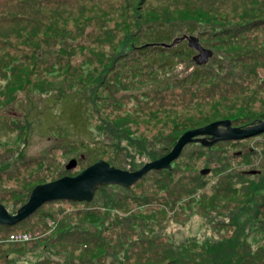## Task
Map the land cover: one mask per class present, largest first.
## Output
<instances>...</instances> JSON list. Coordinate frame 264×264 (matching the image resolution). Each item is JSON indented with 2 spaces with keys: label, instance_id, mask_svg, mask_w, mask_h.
<instances>
[{
  "label": "rangeland",
  "instance_id": "374dc122",
  "mask_svg": "<svg viewBox=\"0 0 264 264\" xmlns=\"http://www.w3.org/2000/svg\"><path fill=\"white\" fill-rule=\"evenodd\" d=\"M78 2L84 10L77 11L75 4L67 2L62 6L63 17H58V13L54 15V12L53 16L50 11L44 10L43 15L49 17L39 20V17L31 18L33 12L27 11L32 9L31 6H40L39 0H20L19 3L17 0H0V16L7 17L20 11L22 15L20 20L15 18L11 26L0 23V55L21 58L26 54L16 67L0 68V71H6L0 73V202L9 212L17 210L26 201L27 194L36 184L62 175H74L86 167L91 162L88 159L90 155H93V160L102 159L105 162L118 158L119 168L128 170L131 167L127 164L133 163L136 169L168 152L173 136L177 137L187 129L219 119H229L232 126L238 127L264 119V0ZM162 21L176 23L175 29L171 30L172 38L156 42L158 40L150 38L156 32L150 37L143 34L145 23ZM254 21L256 26L253 24L246 28L248 23ZM189 22L195 23L192 32L184 28ZM5 28L12 32L3 35ZM16 31L20 34H16ZM23 32L33 36H22ZM126 33L129 44L150 47L149 50L135 53L137 58L133 54L126 58L121 52V42ZM188 33H192L201 46L209 48L211 55L205 61L196 62L191 58L196 54L194 51L186 57L187 61L192 59L194 62L187 65L182 61L177 62V69L173 73L177 72V76L188 73L187 78L190 79L193 76L192 68L198 66L199 76L207 74L204 85L199 86L196 82L188 88L186 79L183 85L174 83L171 78L164 79V84H150L155 78L149 80V76L158 69L159 59L170 52L166 45L162 50L153 48L154 45L166 44L171 40H175L174 44L183 43L184 39L179 38ZM151 41L154 43L151 44ZM178 49V53L171 54L172 60L182 57L185 46L180 45ZM38 50L56 55L58 59H52L54 61L48 66L50 59L40 61L36 55ZM219 62L231 65L224 71L213 66ZM112 63L115 69L119 67L121 74H117V71L112 73ZM105 70L108 71L107 78H112L115 84L111 88L108 85L105 87L103 83L96 88L95 82ZM117 76L122 79L116 80ZM99 89L103 90L99 92ZM75 94L80 95L82 101ZM55 98L61 102L54 103ZM42 113L43 121L40 119ZM83 116L86 121L84 127L81 121ZM100 141L104 142L102 149L98 143ZM249 147L257 152L240 157L239 154ZM97 150H100L99 155L95 152ZM258 150H264L263 132L241 139L216 140L208 146L187 142L169 162L170 168L158 170L156 177L147 171L129 187L101 185L102 191L93 202L96 210L99 206L95 223L103 220L108 223L104 216L108 217L109 224L118 235L113 237L110 234L111 242L107 247L105 244L88 246L94 251L86 255L95 252L93 263L76 253L75 264L167 263V257L156 256L159 251H163L162 245L159 248L157 244L147 245L152 237L144 234L143 229L146 227L142 223L151 214L143 210L145 205L138 206L139 198L149 190L154 193L156 188L163 187L162 190L169 192V198L166 192L162 193L164 198L167 197L168 204L171 203L169 200L175 201L177 208L173 215L166 221L154 223L155 233H164V236L172 234L173 239L198 235L199 229L202 230L201 234H206L210 220L207 218L206 225L204 216H212L216 212L225 215L229 207L235 206V200L244 198L245 192H231L232 187L225 185L224 180L220 182L223 189L211 197V183L223 179L217 177L221 170L215 167V161L225 164L224 169L227 171L242 169L246 174H242L243 178L253 179L258 184H253L256 187L259 186L260 178L256 176L254 179L252 175L255 174L250 173V170L255 169L253 165L256 166L264 154ZM71 159L73 163L68 169L65 168ZM201 178L203 181L209 178L211 183L203 187L201 183L202 188L199 189L197 182ZM195 179L199 180L195 182ZM260 184H264V181H260ZM189 188L194 190L191 195ZM200 191L202 196L196 197ZM263 194L264 186L255 197ZM159 200L153 197V201ZM93 203L53 200L42 204L20 226L12 229L19 235L30 233L26 240L22 236H2L1 255L6 249L17 254L11 248L14 247L11 242L23 240L22 246L16 248L27 249L28 252L40 249L41 253L30 258L31 254L26 252L24 259L16 264H30L40 258L45 259L44 264H71L57 263L60 260L57 254L75 249L72 241L76 239L61 238L55 241L56 238L51 240L50 237L58 231H71L78 224H88L85 212L89 213V210L85 206L93 208ZM221 205L225 208L220 210ZM238 205L242 207V204ZM253 207L250 204L240 214L246 218L244 232L248 239L257 242L259 234L264 235V228L263 222L256 223L258 217H254V221L247 220ZM156 216L161 218L159 214ZM37 226L43 230L40 233L43 236L31 241L40 235ZM218 229L216 233H222L223 229ZM225 229L230 228L225 226ZM223 232L225 236L226 232ZM212 233L215 232L209 230L208 234ZM147 237L149 241H146ZM103 240L105 242L106 237ZM51 241H55V245L49 247L55 252H49L42 246ZM149 246L154 249L152 255L144 253ZM103 247L111 255L107 257V263H102L103 258L99 253ZM112 254H116L121 261L111 263ZM26 257L29 258L28 263H25ZM0 264L10 263L1 261Z\"/></svg>",
  "mask_w": 264,
  "mask_h": 264
},
{
  "label": "trees",
  "instance_id": "16d2710c",
  "mask_svg": "<svg viewBox=\"0 0 264 264\" xmlns=\"http://www.w3.org/2000/svg\"><path fill=\"white\" fill-rule=\"evenodd\" d=\"M39 1H40V6L34 5V6H31L32 9L30 8L27 10V11L33 12V16H31V18H38L39 17L40 18L39 20H42L43 18L49 17L47 14L43 15L42 11L45 12L44 10H46V12L50 11L52 13V15H53V12H54V15H55V13H58V17H63L62 6L64 4H66L67 2H72L73 4H75L77 11L84 10L83 6L78 2V0H39ZM17 2L19 3L20 0H17ZM20 6L22 7V4ZM20 12H17L15 15L7 16V17L4 15H1L0 16V23L5 24L7 26H11V23L13 21H16L15 18H17L19 20H20V18H22V15ZM262 20H264V19H262ZM256 22H258V20ZM35 24H37V22H35ZM253 24H254V26L257 25V24H255V21H254L253 23H248L246 25V28L253 26ZM175 27H176V23H174V21L145 23L144 27H143L145 29L143 31V34L148 35L150 37L154 32H156V35L154 37H150L151 40H154V41L158 40L156 42H160V41L164 42L165 40H167L168 38L171 37V35H172L171 30L175 29ZM184 28L187 32H192L195 28V23L189 22L188 24H186L184 26ZM237 29H242V28L237 27ZM10 32H12L11 29L5 28V32L3 35H8ZM17 33L18 32L16 31V34ZM18 34H20V33H18ZM143 34H141V35H143ZM187 35H192V33H188ZM22 36L32 37L33 35L29 32H23ZM123 38L124 39L121 42L123 49L121 48V52H123L124 56L126 55V58L132 54L137 58L135 53H139L141 51L147 52L150 48V47L143 48V47H139L137 45L129 44L128 38H127V33L124 35ZM152 38H154V39H152ZM153 43L154 42H152L151 44H153ZM180 45L185 46V50H184V52H182L183 53L182 57H180V59L175 58L174 60H172L171 54L172 53L173 54L178 53L180 51L178 49L180 47ZM151 47H153V46H151ZM164 47L165 46L154 45L153 48L162 50ZM166 47H167V50L170 52L167 53L166 55H163L159 59L161 62L158 61L159 65H157V67H158V69H160V71L157 68H156V70L158 71V73H156V70L152 71V76H149V80L150 79L152 80V78H155V80L153 82H150V84H155L157 82L164 84V83H166V80H164V79L171 78L174 81V83L180 82L183 85L185 82L184 79H186L185 85L188 86V88H190V84L196 83V82L198 83L199 86L200 85L203 86L204 85L203 80L207 79V74H203V75L199 76L198 75L199 74V72H198L199 67L198 66H195L194 68H192L193 76L190 79L187 78L188 73H186V75H184V76H177L178 75L177 72L173 73L177 69V65H178L177 62L182 61L186 65L190 62L191 63L194 62L191 59V58L194 59V56H192L190 58L191 60H188V61L186 60V57H188V56H190V54L194 53V49H192L191 47H189L186 44V40L184 39L183 43H180V44L176 43V44L172 45L170 48H169V46H166ZM260 53L262 54V52H260ZM3 55L4 54L0 55V68L3 66L4 69L7 68V66H10L11 68L16 67V64L18 63V61H21L20 59H22L23 57L26 56V54H25V55H22L21 58H14V56L11 57L9 55V56L3 57ZM36 55L39 58V60L42 62H45L46 60L50 59L48 66H50L52 61H54L52 59H58L56 57V55H52V54L48 55L44 52H40L39 50L37 51ZM122 59H125V58L122 57ZM185 60H186V62H185ZM151 61L152 60H149V62H151ZM9 63H11V64H9ZM229 65H231V64H229ZM229 65H226L224 62H219L217 65L213 64L214 67L216 66L218 68L224 69V71L227 69V67ZM10 67H8V68L10 69ZM110 69H112V70L114 69V71L112 73H115V71H117V74L118 73L121 74V70L119 71V67L117 69L114 68V63H112V67H110ZM125 71H126V69H125ZM136 71H138V68H136ZM1 72L5 73L6 71L1 69L0 73ZM107 72L108 71L105 70L104 73L102 72V74H100L98 80L95 82V85H94L96 88H97V86H99L103 83H104L103 85L105 87H107V85L111 88L114 86V84H115L114 80L112 78H109V79L107 78V76H106ZM120 79H122V77H118V76L116 77V80H120ZM198 79H199V81H198ZM143 85H145V83ZM210 88H211V85H210ZM102 90L99 89V92H101ZM63 94L64 93H62L60 95L62 96ZM73 94L74 93H72V95ZM75 96H78L82 101V98L80 95L75 94ZM57 101H58V99L55 98L54 103H57ZM59 101L61 102V100H59ZM59 101H58V103H59ZM111 101H112V99H111ZM81 103H82V105H84L83 102H81ZM140 104L143 106L142 103H140ZM81 107H83V106H81ZM40 119L42 121L44 120V114L43 113H42V118H40ZM81 121H82V127H84L86 125V121L84 120V116H83V119L81 118ZM77 133H80V132H77ZM263 133H264V131H263ZM177 137L173 136V138L171 140L172 145L176 141ZM98 143H100V149H102L104 142L100 141ZM194 143H197V142H194ZM199 145H201V144H199ZM201 146H205V145H201ZM95 152L96 153L98 152V155L100 154V150H97ZM253 152H257V151L255 149H252V147H249L246 150H244V153H240L239 155L241 157L242 155L243 156L249 155V154H252ZM259 152L264 153V150H260ZM88 159L91 161L90 163H92L96 160V159L93 160V155H90L88 157ZM117 159L118 158L113 159V160H111V162H107V163L109 165L118 167L120 162L117 161ZM263 159H264V154H263V156H261L258 159L256 166L253 165V167H255V169L250 170V173L255 174V175H252L254 179H256V176L260 178L259 186H256V187L253 186V184L254 185H258V184H256V182L254 183L253 179L243 178L242 174H244L245 172H243L242 169L234 167L235 168L234 171H232V170L227 171L226 169H224L226 166L225 164L217 162L215 160H213L216 162L215 167H217L218 169L220 168V170H221V171H219L220 173L217 175V177L223 178L222 180H220L218 183H215L216 180L211 183L209 178H207V179L205 178L204 181L202 178H201L202 180L201 179L200 180L195 179V182H197L199 180L197 182L199 184V186H198L199 189L201 187V183H202V187L205 184L211 183V187L209 190V193L211 192L213 194L211 197H214L216 194L219 193V191H221L223 189L220 185V182L221 181L223 182L224 180H225V182H224L225 185L232 187V189L230 190L231 192L232 191L233 192L240 191V190L245 191L243 194L244 198L235 200L234 201L235 206L229 207V209L226 210L225 215L222 216L221 213L216 212V213H213L212 216H204L205 220L203 222L206 223V225H207V218H209V220H210V224H208L209 226L208 225L206 226V231H207L206 234H201L202 230L199 229L198 235L192 234L191 237H185V238L177 237V238L173 239L172 234H169V235L167 234L164 236V233L161 235L158 233H155L156 229L154 228V226H155L154 223H160L164 220L166 221L173 215L174 209L177 208L175 201L169 200L171 203H170V205L168 204L167 197L169 198V192L162 190L163 187L156 188L154 193L152 192V190H149V192H147L146 195L139 198L140 201H138V206H139V204L145 205L146 207H142L143 210L145 212H149L151 214V217H149V219L147 221H143V223H142L143 226L146 227L145 229H143L144 234L152 237V239L150 240L149 243H147V245L153 246L154 244H157V248H159V245H162V247L164 248L163 251H159V253H157L158 255H156V256L158 257L160 255V256L167 257V259H168L167 263H163V264H264V235L259 234V238L260 237L261 238L260 239L258 238L257 242H253L252 240L248 239V235L245 234V232H246L245 231V224H247L245 222L246 218L244 217L243 214H240L241 212H245L244 209L245 208L247 209L250 204H253L254 207H253V210L251 211L252 213L248 216L247 220L249 219L251 221H254V217L255 218L258 217V218H256V223L257 222H263L262 227L264 228V220H262V221L260 220V219L264 218V216H263L264 209L262 208L264 206V194L262 196H258V198L255 197L256 194L258 193V191L260 190V188L261 187L263 188V186H264V184H260V181H264V166H263L264 160ZM127 165L131 167L130 169H135V168H133L135 166L133 163H129ZM169 165L171 166V163ZM212 168H214V167H212ZM130 169H128V170H130ZM161 169L164 170L167 168L149 169L148 171L151 172L156 177V175L158 174V170H161ZM244 175H246V174H244ZM236 178H238L239 180ZM206 180H208V181H206ZM190 185H191V183H190ZM120 187H123V186H120ZM204 188H207V187H204ZM189 189H190L189 194L191 195L192 192H194V190L192 188H189ZM100 191H102V188L100 186H98L95 189L93 197L89 202H92V203L95 202L99 196ZM165 192L167 194L166 198H164L162 196V193H165ZM203 193L206 194L204 191H203ZM154 196H155V198H160V200L159 201H153ZM200 196H202L201 191H200L199 195H196V197H200ZM72 203H81V202H76V201L73 202L72 201ZM82 203L87 204L88 202H82ZM238 204H242V207H244V208L240 207ZM95 205L96 204L93 205V208L90 207V205L85 206L89 210V213L85 212L87 215L86 220L89 221L88 224L82 223V224H78V226L69 225V227L73 226L71 231L65 230L63 233H60V231H58L50 237L51 240L56 238L55 241H59L61 238H63V239H65V238L76 239V241H72V243L75 244L74 245L75 249L67 251L65 254H64V251L57 254L58 258L60 259L57 261V263L75 264L74 255L76 253L80 254L81 257H86L87 262L89 261V263H93L92 261L95 258V256H94L95 252L91 255H86L87 252H93L94 251V250L89 249L88 246L89 245H96V244H98V245L105 244V247H107V245H109L111 242L110 234L113 235V237L118 235L117 234L118 232L115 231L114 228L111 227L112 226L111 224H109L110 220L108 219V217L104 216L107 219L108 223L106 222V220H103V222H100V223H95V221L98 219L97 217L99 216L98 214H96V211L99 210L98 209L99 206H97V210H96ZM4 207L6 208L5 205H4ZM220 207H221L220 210L222 208H225V207H223V205H221ZM37 209L38 208H36L34 211H36ZM188 210H189V208H188ZM7 211L9 212L8 209H7ZM249 211H247V212H249ZM13 212H15V211H11L9 213H13ZM33 213H31V214H33ZM156 214L161 215V218L157 217ZM252 215H254V216H252ZM259 215H262V217H259ZM28 216L17 221L13 225L0 226V232H4L3 234H0V241L2 240V236H4L5 234L13 233L14 230H12V229H14L17 226H20V223L24 222L26 219H28L27 218ZM112 219H113V217H112ZM154 220H156V222H154ZM225 226H227L230 229H225ZM37 227H40V226H37ZM37 227H36L37 233L40 234L41 231H43V230L40 228H37ZM218 228H222L226 232L225 236L222 235L224 233L223 230L221 231L222 233H216V230ZM148 229H149V231H148ZM209 230H211L212 232H215V233H212V235L208 234ZM218 230H220V229H218ZM227 231H228V233H227ZM140 234L142 236H144L143 233H140ZM248 234H249V231H248ZM42 236L43 235L40 234L39 236H37L35 239H33L31 241H37ZM104 237H106V241L102 242V241H104L103 240ZM55 241H51L47 244H42V246H44V248H46V250L49 252H55L56 250L53 251V249L49 247L50 245H55ZM146 241H149L148 237L146 238ZM11 243L14 246L11 248L14 251H16L17 254H15L14 252L12 253L10 250L6 249L5 252L3 253V255H1L2 249L0 248V263L2 261L4 263L7 262L10 264H16L17 261L24 259L25 253L28 252V251H26L27 249L16 248L18 246L19 247L22 246L23 240H21L19 242L18 241L11 242ZM77 243H78V245H77ZM0 245H1V243H0ZM59 247L63 248L61 246H59ZM105 247H103L99 250V253L101 252V255L103 258L102 263H107L106 262L107 257L111 256L107 253V248H105ZM81 248H88L89 250L88 251H82ZM78 249H80V251ZM145 249H147V251H144V253H146V254L149 253L150 255H152L153 253H155L154 249L150 246L148 248H145ZM169 251L171 254L169 253ZM20 252L21 253L24 252V254L21 255ZM81 252H83V254ZM28 253L31 254V255H29L30 258H35L41 252L39 249V251L33 250V251L28 252ZM112 256H113V260H111V263H119L121 261L119 258H117L116 254L115 255L112 254ZM156 256H153V258L156 259L157 258ZM28 259L29 258L26 257L25 263H28ZM44 263H46L45 259L40 258V259L33 260L30 264H44ZM18 264H23V263H18Z\"/></svg>",
  "mask_w": 264,
  "mask_h": 264
},
{
  "label": "water",
  "instance_id": "95a60500",
  "mask_svg": "<svg viewBox=\"0 0 264 264\" xmlns=\"http://www.w3.org/2000/svg\"><path fill=\"white\" fill-rule=\"evenodd\" d=\"M179 39H185L189 47L197 51L194 56L196 62L205 61L211 51L202 47L192 35H181ZM178 41V40H177ZM169 43H159L162 46H170ZM264 131V119H257L244 127L232 126L229 119L211 121L199 127L183 131L164 155L143 163L132 170L122 169L109 165L102 159H96L74 175H63L56 179L42 182L33 186L26 198L17 210L9 213L0 202V226H10L34 212L36 208L45 202L53 200H68L76 202H89L95 189L100 185H119L128 187L149 169L169 168V162L176 157L181 147L187 142H197L208 146L216 140L241 139ZM71 161L65 168L71 166Z\"/></svg>",
  "mask_w": 264,
  "mask_h": 264
},
{
  "label": "bare ground",
  "instance_id": "6f19581e",
  "mask_svg": "<svg viewBox=\"0 0 264 264\" xmlns=\"http://www.w3.org/2000/svg\"><path fill=\"white\" fill-rule=\"evenodd\" d=\"M70 161H71V160H70ZM62 176H63V175H62ZM100 186H101V185H100ZM73 202H74V201H73ZM37 228H38V227H37ZM12 234L15 235V236H20V235H19L20 233H14V232H13Z\"/></svg>",
  "mask_w": 264,
  "mask_h": 264
},
{
  "label": "built area",
  "instance_id": "2783aa9c",
  "mask_svg": "<svg viewBox=\"0 0 264 264\" xmlns=\"http://www.w3.org/2000/svg\"><path fill=\"white\" fill-rule=\"evenodd\" d=\"M10 235H11V236H12V238H13V234H10ZM11 236H10V237H11ZM20 236H22V238H24V237H25V235H23V234H22V235H20Z\"/></svg>",
  "mask_w": 264,
  "mask_h": 264
}]
</instances>
